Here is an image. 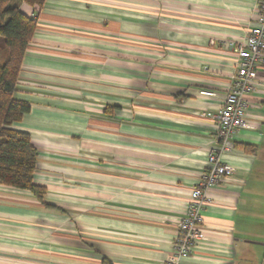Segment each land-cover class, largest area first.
I'll use <instances>...</instances> for the list:
<instances>
[{"label":"crops","instance_id":"obj_1","mask_svg":"<svg viewBox=\"0 0 264 264\" xmlns=\"http://www.w3.org/2000/svg\"><path fill=\"white\" fill-rule=\"evenodd\" d=\"M259 1L21 5L37 27L14 127L46 194L0 183V264L167 263ZM246 100L250 126L222 155L234 176L207 193L206 239L183 264H264V67Z\"/></svg>","mask_w":264,"mask_h":264},{"label":"built area","instance_id":"obj_2","mask_svg":"<svg viewBox=\"0 0 264 264\" xmlns=\"http://www.w3.org/2000/svg\"><path fill=\"white\" fill-rule=\"evenodd\" d=\"M257 23L242 43L232 44L236 53L237 70L223 108L218 112V149L210 152L208 165L187 202L184 218L179 223V234L166 264H183L206 237L203 231V212L208 203L207 193L234 176L233 168L222 162V155L235 149L234 137L240 129L250 126L246 120L249 104L246 97L255 92L257 73L264 67V0L257 6ZM203 95L212 96L203 91Z\"/></svg>","mask_w":264,"mask_h":264},{"label":"trees","instance_id":"obj_3","mask_svg":"<svg viewBox=\"0 0 264 264\" xmlns=\"http://www.w3.org/2000/svg\"><path fill=\"white\" fill-rule=\"evenodd\" d=\"M46 0H0V183L28 190L43 199L46 189L36 184L38 150L28 133L15 129L30 112L17 98L18 80L37 23L21 5L42 7Z\"/></svg>","mask_w":264,"mask_h":264}]
</instances>
